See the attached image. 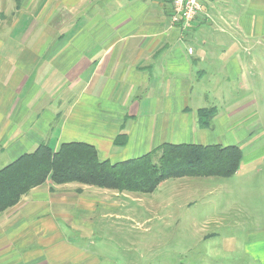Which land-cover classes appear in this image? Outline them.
Segmentation results:
<instances>
[{
	"label": "crops",
	"instance_id": "obj_1",
	"mask_svg": "<svg viewBox=\"0 0 264 264\" xmlns=\"http://www.w3.org/2000/svg\"><path fill=\"white\" fill-rule=\"evenodd\" d=\"M202 3L184 31L172 0H0V163L44 142L113 163L183 139L234 145L236 126L216 127L236 120L264 134V0ZM90 187L49 181L0 213V264H103L67 237L93 232L109 192Z\"/></svg>",
	"mask_w": 264,
	"mask_h": 264
},
{
	"label": "rangeland",
	"instance_id": "obj_2",
	"mask_svg": "<svg viewBox=\"0 0 264 264\" xmlns=\"http://www.w3.org/2000/svg\"><path fill=\"white\" fill-rule=\"evenodd\" d=\"M196 99L220 107L216 96ZM252 121L217 123L218 132L236 126L233 143L244 158L235 175L171 178L147 194L91 186L109 192L100 196L93 232L68 233V239L103 264H264V134Z\"/></svg>",
	"mask_w": 264,
	"mask_h": 264
},
{
	"label": "trees",
	"instance_id": "obj_3",
	"mask_svg": "<svg viewBox=\"0 0 264 264\" xmlns=\"http://www.w3.org/2000/svg\"><path fill=\"white\" fill-rule=\"evenodd\" d=\"M2 16L0 13V19ZM216 111L215 107L201 109V125L208 126ZM157 152L160 156L155 161ZM243 158L239 145L163 143L139 157L113 163L102 160L90 143L64 142L54 150L44 142L0 169V213L49 181L54 185L78 183L120 193L147 194L171 178L231 177L241 168Z\"/></svg>",
	"mask_w": 264,
	"mask_h": 264
},
{
	"label": "built area",
	"instance_id": "obj_4",
	"mask_svg": "<svg viewBox=\"0 0 264 264\" xmlns=\"http://www.w3.org/2000/svg\"><path fill=\"white\" fill-rule=\"evenodd\" d=\"M203 0H172V22L182 30L191 28L193 21L203 11ZM192 53V48L189 49Z\"/></svg>",
	"mask_w": 264,
	"mask_h": 264
}]
</instances>
